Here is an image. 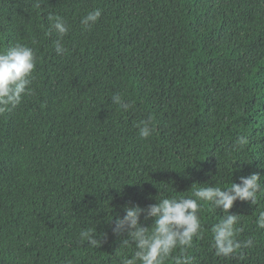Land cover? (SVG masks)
<instances>
[{
	"label": "trees",
	"instance_id": "16d2710c",
	"mask_svg": "<svg viewBox=\"0 0 264 264\" xmlns=\"http://www.w3.org/2000/svg\"><path fill=\"white\" fill-rule=\"evenodd\" d=\"M49 12L69 25L60 56ZM16 42L36 51L35 95L0 116V264H119L131 246L112 226L126 206L252 173L264 186V0H0V49ZM116 93L133 107L113 105ZM150 116L142 140L136 125ZM239 135L249 143L237 149ZM258 196L229 209L238 239L254 240L230 259L211 250L225 213L202 206L194 264H264ZM89 228L99 248L81 241Z\"/></svg>",
	"mask_w": 264,
	"mask_h": 264
},
{
	"label": "clouds",
	"instance_id": "9594fccd",
	"mask_svg": "<svg viewBox=\"0 0 264 264\" xmlns=\"http://www.w3.org/2000/svg\"><path fill=\"white\" fill-rule=\"evenodd\" d=\"M36 6L41 7V4L37 3ZM101 15L102 9L98 7L88 11L80 20L82 30H90ZM47 20L49 24L45 35L51 36L55 32L57 39L53 42L54 51L58 56L63 55L67 51L63 38L69 32V25L64 17L51 12L47 14ZM36 63V51L27 43L16 42L0 49V116L16 110L24 97L35 95L33 73ZM110 99L122 111L133 107L119 93L113 94ZM136 127L142 140L153 135L151 116L140 120ZM248 143L247 136L239 135L233 147L243 148ZM165 190H168L167 186ZM261 192H264L261 176L252 173L246 177L241 176L239 183H231L228 187L222 188L217 183L210 186L206 183L196 187L191 196L161 194L156 203L149 204L146 208L126 206L123 217H117L112 226L113 234L120 236L126 233L127 238L121 241L123 248L131 246V254H121L119 264H167L169 261L171 264H194V258L187 255V251L192 248L194 240L204 236L200 218L203 205L225 213L211 227V250L217 257L225 259L239 255L241 249L252 248L254 240L238 239L243 231L242 227H237L241 215L230 214L229 209L238 200L256 205ZM141 214L144 220H152L150 227L142 226ZM255 224L258 229H264V211L258 213ZM96 236L91 228L80 232L81 241H87L88 247L93 249L99 248L104 242Z\"/></svg>",
	"mask_w": 264,
	"mask_h": 264
}]
</instances>
